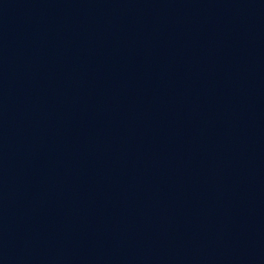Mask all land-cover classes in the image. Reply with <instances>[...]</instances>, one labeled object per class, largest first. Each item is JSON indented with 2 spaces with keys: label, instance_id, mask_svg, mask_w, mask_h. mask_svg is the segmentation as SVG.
<instances>
[{
  "label": "water",
  "instance_id": "95a60500",
  "mask_svg": "<svg viewBox=\"0 0 264 264\" xmlns=\"http://www.w3.org/2000/svg\"><path fill=\"white\" fill-rule=\"evenodd\" d=\"M0 264H264V0H0Z\"/></svg>",
  "mask_w": 264,
  "mask_h": 264
}]
</instances>
